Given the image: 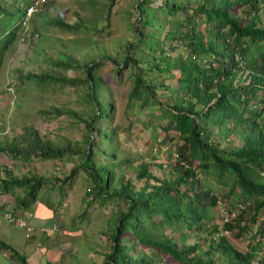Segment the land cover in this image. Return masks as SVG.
<instances>
[{
  "label": "rangeland",
  "instance_id": "374dc122",
  "mask_svg": "<svg viewBox=\"0 0 264 264\" xmlns=\"http://www.w3.org/2000/svg\"><path fill=\"white\" fill-rule=\"evenodd\" d=\"M141 1L143 0H50L44 12L34 16L30 23V30L37 33L34 34L37 37L26 43L16 40L0 54L1 174H11L10 178H20L27 174L63 178L75 168L81 155L56 160L33 157L25 161L22 154L13 156L8 150L10 145L21 140L27 130H35L39 136L51 139L59 146L68 143L73 147L77 144L81 148L89 135H92L94 143H99L100 152L95 154L97 164L108 165L111 160L114 173L118 177L123 176L124 181L133 180L134 189H140L143 185L136 178L143 164H149L157 177L174 180L177 175L174 169L178 159L176 150L182 141L178 133L166 132L165 128L172 120L170 108L181 96L178 92L179 74L174 63L178 58H183L187 50L182 42L171 38L173 33L169 31L178 25L180 28L185 18H190L189 24L196 25L197 28L205 24V19L203 16L192 18L189 11L201 0H190L186 5L187 0H146L143 5ZM163 1H170L180 7L184 4L187 11L171 16L162 7ZM0 5L4 7L6 2L2 0ZM259 8L258 15L262 22L264 4H259ZM233 12L244 21L248 18L247 10L234 8ZM9 14L0 16V43L18 21L19 12L17 16ZM59 19L73 25L75 29L62 30L56 25ZM139 30L146 33L144 39L140 37ZM151 48H156L157 51ZM127 54H133L136 62L125 66L122 62ZM60 59L68 61L67 65L70 66H61ZM88 62L99 63L93 72L94 77L102 80L96 81L95 88L103 108H107L109 103L113 107L112 122L103 120L99 124V134L113 129L117 132L110 145L103 141L102 136H97V132L89 133L84 127L85 121L93 114L88 97L89 82L84 81L85 64ZM244 70L246 72H242L241 82L246 81L248 70L246 67ZM139 71H144L143 79L157 88L156 97L146 107L140 100L130 96L135 87V73ZM68 79L75 82L66 83ZM261 100H264V92H257L253 103L257 110L264 106ZM55 109L70 110L78 117L56 116ZM213 131L216 133L212 140L222 149L230 150L233 146L242 145L241 139L234 135L230 140L225 138L218 127H214ZM105 172L101 171L102 177ZM198 178L200 186H204L218 198V204L208 208L207 216L211 218L203 220L201 230L189 231L183 226L184 231L189 233L187 243L192 245L211 236H219V232L224 231L225 212L234 215L235 209L238 210L237 205L243 204L244 219L250 228L241 232L234 221V230L224 231V234L240 252L247 253L250 243H256L264 235V209L256 215L255 222H251L255 212L253 201H244L239 185L235 184V191L232 192L234 183H224L213 173L198 171ZM90 184L85 174L79 172V176L75 177L73 185L69 187L68 194L60 197L57 188L48 191L52 194L54 204L56 203L52 207L56 211L53 221L58 225L59 235L49 237L52 232L48 231L45 239L39 238L42 245L38 246L39 252L35 248L36 255L32 264L103 262L104 255L110 252L112 241L109 235L112 234V221L116 211H124L129 204L120 199L102 203V198L97 199L98 196L92 199V195L86 194ZM185 187V184L181 185V188ZM43 193V190L39 193L36 203L49 201L46 199L48 196ZM205 203L208 205V201ZM160 219L161 215L158 214L153 218L155 222ZM44 224L47 225L38 227L48 226L50 223ZM2 229L9 233V237H13L11 242L18 250H23L22 244L34 248L38 242L37 237L25 238V228L15 227L4 221ZM163 230L180 243L172 226H165ZM121 242L132 245L133 240L125 235ZM145 252L156 264H175L163 257H156L154 249H145ZM131 255L133 256V252ZM258 259L264 261V242Z\"/></svg>",
  "mask_w": 264,
  "mask_h": 264
},
{
  "label": "trees",
  "instance_id": "16d2710c",
  "mask_svg": "<svg viewBox=\"0 0 264 264\" xmlns=\"http://www.w3.org/2000/svg\"><path fill=\"white\" fill-rule=\"evenodd\" d=\"M146 2L141 1V5ZM187 2L190 0L185 5ZM259 4H264V0H201L189 10L192 18L203 16L205 24L201 28L189 24L191 19L185 18L180 28L178 25L169 31L173 33L171 38L182 42L187 50L186 55L174 63L179 74L178 92L181 96L170 108L172 120L165 128L166 132L178 133L182 141L176 150L178 159L174 169L177 175L174 180L157 177L149 164H143L136 175L143 185L140 189H134L133 180L124 181L123 176L118 177L114 173L111 160L108 165L97 164L95 154L100 152L99 143H94L92 135H89L81 148L77 144L73 147L68 143L59 146L53 140L39 136L37 131L27 130L21 140L14 141L8 148L13 156L22 154L24 161L33 157L45 160L73 155L81 157L75 168L63 178L27 174L3 181L4 193L9 194L7 188L10 186L17 192L13 194V210L21 209L28 214L42 190L43 195L46 194L52 201L47 197L49 201L39 202L52 209L56 203L54 204L49 192L57 188L60 197L68 194L75 177L83 172L91 182L86 189L87 196L92 195V199L101 197L102 203L120 199L129 204L124 211H116L112 221V234L109 235L112 241L110 252L104 255L101 264H156L145 249H154L156 257H163L175 264H253L258 259L264 235L256 243H250L247 253H242L224 234V231L234 230V221L241 232L250 228L244 219L245 205H237L239 211L235 209L230 221L225 222L223 219L224 231L219 232V236H211L190 245L187 243L189 233L184 231L183 226L189 231L201 230L203 220L211 218L207 216L208 208L218 204V198L204 186H200L198 171L213 173L224 183L232 181V192L235 191V184L239 185L244 201H253L255 212L251 222H255L256 215L264 209V106L257 110V106L253 105L257 92H264V21L259 19ZM185 5L180 7L170 1H163L162 7L172 16L181 11L186 12ZM234 8L247 10V20L236 15ZM1 14L6 12L0 6ZM22 14L23 11L20 10L18 21ZM18 21L0 43V54L18 40ZM56 25L65 31L75 29L61 19L56 21ZM139 32L144 39L146 33L142 30ZM152 50L157 51L156 48ZM67 62L60 59L64 68L70 66ZM131 62H136L135 58L133 54H127L122 64L126 66ZM98 65L99 63L91 62L85 64L84 81L89 82L88 97L93 114L83 125L89 133L97 132V136H102L103 141L110 145L117 132L113 129L99 134V124L103 120L112 122L113 107L109 103L107 108H103L96 92V81H102L94 77L93 70ZM245 67L249 72L247 71L246 81L241 82ZM142 72L144 71L135 73V87L130 96L140 100L146 107L156 97L157 88L143 79ZM70 81L75 82L68 79L66 83ZM261 102L264 104V100ZM54 112L56 116L78 117L70 110L55 109ZM80 122L83 123L82 120ZM214 127H218L219 132L228 140L232 135L240 138L242 145L233 146L230 150L220 148L212 140L216 133L213 131ZM3 150L5 151L4 148ZM101 171H106L104 177L101 176ZM182 184L186 187L181 188ZM241 205L244 209L240 208ZM157 214L161 215V219L155 222L153 218ZM165 226L174 228L181 244L174 236L165 234ZM257 232L259 235V229ZM125 235L132 238V245L122 244L121 240ZM0 253H9L10 264H29L25 255L1 239Z\"/></svg>",
  "mask_w": 264,
  "mask_h": 264
},
{
  "label": "crops",
  "instance_id": "0c3cea01",
  "mask_svg": "<svg viewBox=\"0 0 264 264\" xmlns=\"http://www.w3.org/2000/svg\"><path fill=\"white\" fill-rule=\"evenodd\" d=\"M4 1L6 2V5L4 7H2L1 5L0 6H1V8L3 10H5L6 14L10 13V15H16L17 16L18 12H20L22 7L24 5H26V4H29L31 0H4ZM55 4H56V2H55ZM36 16H38V15H36ZM2 170L3 169L0 166V239L5 241L9 245H11L13 248H15L17 250V252H19L20 254L25 255L26 258H27V262L29 264H32V262L34 260V257L36 255L35 248L37 247V250L39 252L38 246L42 245V244L39 243V238L45 239L47 237L46 236L47 233L40 234V232L38 231V226L47 225V224H44V223H50L49 225L55 223L53 221V219L55 218L54 217L55 211L53 209H51L50 207H48L47 205H44V204H42L40 202L39 203H34L31 206V208L28 211V214L30 215V217L28 218V224L33 227L32 236L31 237H26V233H27V229L26 228H25L26 229V233H25L24 236H25V238H28V239L29 238L34 239L35 237H37L38 238V242H37V244H35L34 248L26 247L24 244H22L23 250H18L16 245L13 242H11V241H13V237H9V233H7L6 230H5L6 231L5 232L2 229L3 222L5 221L2 218V214L3 213H10L12 215H25V216H27L28 214H26L21 209L13 210V206L15 204L14 195L13 194H16L17 192L15 190H13V188L10 186V187L7 188L9 194L4 193V186L2 185V182L5 181V180L10 181V179H11L10 175L11 174H7V176H5L6 175L5 172L3 174H1V172H3ZM5 222H7V221H5ZM52 233H51V235L49 237H51V236L52 237H56V235L57 236L59 235V233L57 231L52 232ZM10 263H11V259L5 258L3 256V253H0V264H10Z\"/></svg>",
  "mask_w": 264,
  "mask_h": 264
},
{
  "label": "built area",
  "instance_id": "2783aa9c",
  "mask_svg": "<svg viewBox=\"0 0 264 264\" xmlns=\"http://www.w3.org/2000/svg\"><path fill=\"white\" fill-rule=\"evenodd\" d=\"M50 0H31L28 6L22 7L21 11H23L22 16L20 17L18 23L20 28V36L18 38L19 43H26L29 40H33V38H36V35H33L30 30V22L32 18L39 14L43 13L44 10L47 8V5L49 4ZM236 57H239L238 55ZM241 209H244V206H240ZM224 220L225 222H228L232 219L234 215H229L228 212H225ZM30 215H12L10 213H3L2 218L7 221L10 225H13L15 227H22L27 229L26 237L32 236V229L33 227H30L28 224V218ZM58 230V225L56 223H53L49 226L44 227H38V231L40 234H45L48 231L55 232ZM3 256L7 259H10L9 253L3 254ZM12 264H16L15 262H12ZM253 264H264L261 262V260L257 259L254 261Z\"/></svg>",
  "mask_w": 264,
  "mask_h": 264
}]
</instances>
